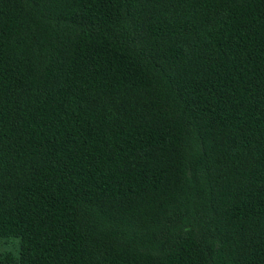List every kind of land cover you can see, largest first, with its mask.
I'll use <instances>...</instances> for the list:
<instances>
[{"label":"trees","instance_id":"trees-1","mask_svg":"<svg viewBox=\"0 0 264 264\" xmlns=\"http://www.w3.org/2000/svg\"><path fill=\"white\" fill-rule=\"evenodd\" d=\"M0 264H264V0H0Z\"/></svg>","mask_w":264,"mask_h":264},{"label":"rangeland","instance_id":"rangeland-1","mask_svg":"<svg viewBox=\"0 0 264 264\" xmlns=\"http://www.w3.org/2000/svg\"><path fill=\"white\" fill-rule=\"evenodd\" d=\"M10 247L8 246V247H6V248H3V250H6V249H9Z\"/></svg>","mask_w":264,"mask_h":264}]
</instances>
